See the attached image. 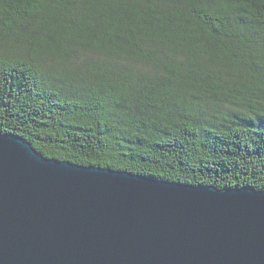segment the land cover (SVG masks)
<instances>
[{
    "label": "trees",
    "instance_id": "16d2710c",
    "mask_svg": "<svg viewBox=\"0 0 264 264\" xmlns=\"http://www.w3.org/2000/svg\"><path fill=\"white\" fill-rule=\"evenodd\" d=\"M45 158L264 190V0H0V134Z\"/></svg>",
    "mask_w": 264,
    "mask_h": 264
},
{
    "label": "water",
    "instance_id": "95a60500",
    "mask_svg": "<svg viewBox=\"0 0 264 264\" xmlns=\"http://www.w3.org/2000/svg\"><path fill=\"white\" fill-rule=\"evenodd\" d=\"M0 264H264V190L77 165L0 134Z\"/></svg>",
    "mask_w": 264,
    "mask_h": 264
}]
</instances>
